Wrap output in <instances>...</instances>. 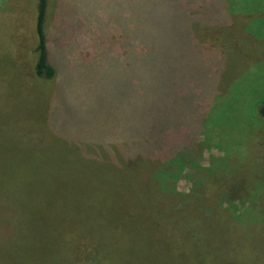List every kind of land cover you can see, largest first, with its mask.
Segmentation results:
<instances>
[{
  "label": "rangeland",
  "instance_id": "374dc122",
  "mask_svg": "<svg viewBox=\"0 0 264 264\" xmlns=\"http://www.w3.org/2000/svg\"><path fill=\"white\" fill-rule=\"evenodd\" d=\"M80 1L47 0L45 26L52 61L60 66L69 53L78 78L65 68L64 79L32 81L34 53L27 47L34 40L25 28L36 16L35 0L9 2L6 16L14 29L23 26L26 48L24 37L10 50L11 30L0 24V264H264V117L257 113L264 105V0H207L216 5L212 19L202 18L204 5L197 7L202 13L191 16L188 35L161 22L160 37H170L178 60L183 56L177 75L169 73L152 95L159 115L178 111L166 106L165 95H180L174 210L152 193L157 170L83 158L50 132V123L62 120L76 126L68 133L73 137L100 132L76 110L68 112L65 101L81 100L89 83L99 87L111 75L85 35L92 34L97 10H105L111 26L101 37L115 40L117 5L129 0H84L89 23ZM54 18L56 30L65 18L73 22L67 30L85 32L82 41L79 33L71 50L60 46L61 33L51 32ZM130 73L122 84H131Z\"/></svg>",
  "mask_w": 264,
  "mask_h": 264
},
{
  "label": "trees",
  "instance_id": "16d2710c",
  "mask_svg": "<svg viewBox=\"0 0 264 264\" xmlns=\"http://www.w3.org/2000/svg\"><path fill=\"white\" fill-rule=\"evenodd\" d=\"M197 1L199 0H129L126 4L120 2L117 7L121 16V26L119 27L120 22L112 25L117 31L113 34L115 40L112 41L108 39L107 34L103 35L105 40L101 37L102 28L107 25L111 26L108 19L110 16L106 15L105 10H97L100 16H95V24L91 23L94 24L90 26L92 34L88 33L85 36L88 40L92 38V42L89 43L91 54L93 53L94 57L101 59L111 68L112 73L106 75L103 84L99 87H93L87 82V79L83 80L85 84L89 83V87H86L84 95H81V100L65 101V103L68 112L72 113V110H76L77 115L84 119L85 126H95L97 127L95 130L100 132L93 133L92 137L88 136L87 132L86 134L82 133V136L73 137L68 133L72 130L77 132L75 125L70 129L68 123L62 120L61 123L57 122L55 125L51 122L52 129L50 125L48 126V129H51L49 131L72 148L78 156L105 160L114 165L118 164V167L141 163L154 172L157 170L154 176L157 179L156 188L152 190V193L170 210L175 209V205L172 203L176 200L171 187L175 184V175L180 172L178 160L180 107L175 102L179 101L180 95L173 98L171 93L165 95V99L168 101L166 106L178 110L174 114L167 115H159L158 105L153 103L152 95L164 85L169 73L171 76L177 75L175 71H180V60L183 59V56H180V60H178L179 58L176 57L178 55L175 54L177 50L175 52L172 44L168 41L170 37L162 39L160 29H162L161 22L166 21V25L173 26L176 33L188 35L187 28L190 25L191 16L201 12L197 7L202 5H204L202 18L208 21L212 19L210 15H213V8H216L214 2L201 0V3H197ZM79 3L82 5L79 7V12L82 18L87 19L89 23L87 9L85 13L83 6L84 0ZM47 6V0H38L35 17L36 40L32 46L27 47L30 53H34V61L28 68L33 82L36 79L45 82H52L56 78L64 79L65 68L72 69L73 76L77 77L79 74L78 67L74 68L72 59L68 56L69 53L64 55L67 62L65 63L62 58L60 66L52 61L53 58L51 59L53 54L49 50L45 31ZM117 7L114 9L115 11H117ZM76 21L80 24L79 20ZM72 23L68 20L65 21V27L60 31L62 33L60 36L63 38L59 43L57 41L60 46H65L68 50L74 47L72 46L73 41L78 40L75 37L76 34L80 33L81 41L83 38V31H78L75 34L73 31L72 34L67 30L68 24L72 25L71 27L75 26ZM125 33H129L128 35L131 37L128 38L127 35V39ZM90 35L91 37H89ZM183 35H180V38ZM170 40L176 45V48L179 47V40L176 38ZM112 42L119 50L118 56L117 53H113L116 50L112 47ZM114 55L115 59L112 57ZM130 72H134V78L130 80L131 84H128V81L122 84V80ZM178 87L180 89V79ZM169 101L174 102L170 103ZM84 106L87 107L82 108ZM153 112H156V117ZM257 113L264 117V105L258 107ZM102 115H106L108 118H103ZM54 116L56 117V115ZM57 118H62V116L57 115ZM197 170L203 172L204 169L198 168ZM139 172H143V170H139ZM219 192L217 191V193ZM218 197L215 196L216 201ZM53 241H55V235ZM60 245L66 247L64 243ZM68 249L73 252V248Z\"/></svg>",
  "mask_w": 264,
  "mask_h": 264
},
{
  "label": "crops",
  "instance_id": "0c3cea01",
  "mask_svg": "<svg viewBox=\"0 0 264 264\" xmlns=\"http://www.w3.org/2000/svg\"><path fill=\"white\" fill-rule=\"evenodd\" d=\"M12 1L13 0H0V9H3V11H4V15L0 18V24L3 25V22H4L5 26L8 27L11 30L9 35H10V38L12 39V41H13V44L12 45L10 44L9 49L11 50L13 48V50L16 51V50L19 49L17 47L18 46L17 44H19L21 39H23L25 36H24L23 26H21L22 27L21 30H19L18 27L16 29H14L13 22H10V21L7 22L8 20H7L6 16L9 15L11 10H12V7H11L12 4H10L9 2H12ZM35 1H36V4H38V0H35ZM65 1H67V0H65ZM36 9H37V6H36ZM49 10H50V7L47 6V12H46L47 19H48V16H49ZM55 20H56L55 18L52 20L51 32H52L53 35L57 36L60 33V31L64 28V25L63 24H59L58 27H57V30H56ZM66 20H68V18H65V21ZM35 23H36L35 22V18H33L31 21H29V23L26 25V28H25V30H27L29 32L28 37L30 39L32 38V40H34V42L36 40ZM45 26H46V23H45ZM45 31H46V36H47L48 33H47V30H46V27H45ZM14 32L18 36L15 37L14 36ZM12 34H13V36H12ZM60 35H62V33ZM20 36H22V37H20ZM10 38H9V42L11 41ZM25 40H26V37L24 38L23 42H20V45H21L22 49L27 47V45L25 44ZM47 40H48V44H49L50 42H49V38L48 37H47Z\"/></svg>",
  "mask_w": 264,
  "mask_h": 264
}]
</instances>
